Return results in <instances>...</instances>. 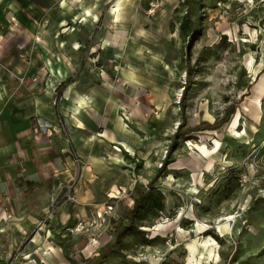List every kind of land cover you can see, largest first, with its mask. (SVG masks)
I'll return each instance as SVG.
<instances>
[{
	"label": "crops",
	"instance_id": "0c3cea01",
	"mask_svg": "<svg viewBox=\"0 0 264 264\" xmlns=\"http://www.w3.org/2000/svg\"><path fill=\"white\" fill-rule=\"evenodd\" d=\"M152 2L0 0V264H62L61 227L114 196L120 217L136 184L158 174L174 114L129 50L140 5ZM251 85V107L261 110L264 70ZM41 120L51 129L36 134ZM69 185L80 210L64 203L48 218ZM97 240L82 252H99Z\"/></svg>",
	"mask_w": 264,
	"mask_h": 264
},
{
	"label": "rangeland",
	"instance_id": "374dc122",
	"mask_svg": "<svg viewBox=\"0 0 264 264\" xmlns=\"http://www.w3.org/2000/svg\"><path fill=\"white\" fill-rule=\"evenodd\" d=\"M188 1L140 5L143 20L129 49L133 61L151 92L169 104L173 135L213 126L231 106L236 112L216 131L187 135L173 151L167 140L156 164L158 171L170 162L157 183L165 212L143 228L148 235H127L119 256L96 264H264V105L260 110L250 103L251 83L264 70V0H195L192 31ZM140 167L136 163V171ZM69 229L61 227L57 238L62 264L95 256L98 245L82 252L88 238L99 239L101 247L109 239L94 228Z\"/></svg>",
	"mask_w": 264,
	"mask_h": 264
},
{
	"label": "trees",
	"instance_id": "16d2710c",
	"mask_svg": "<svg viewBox=\"0 0 264 264\" xmlns=\"http://www.w3.org/2000/svg\"><path fill=\"white\" fill-rule=\"evenodd\" d=\"M194 3L195 0L188 1V9L186 13V22L189 24L191 31L192 27H194V23L191 20ZM189 72L190 69L187 70V75H189ZM186 88L187 87L185 86L184 91ZM235 112L236 106H231L225 112L224 116L221 119H218L213 126L202 123L201 126L191 129L186 133L182 132V130H178L171 138L170 151L177 148L179 140L186 139V136L193 132L208 130L216 131L220 129L223 125L229 122ZM168 163L170 162L167 160L163 165V168L159 170L158 174L148 184H136L132 194L133 206L131 208L124 209L119 220L111 223V229L109 230L111 241L106 246L102 247L95 256L88 259L84 264L105 262L111 257L119 256L123 250V239L127 235L137 236L149 234V232L144 231L143 228H152L155 221H157L165 212L166 198L163 192L158 188L157 183L161 174L164 172V166ZM233 179H235V183L240 182L238 175H234ZM232 181V178L229 179L226 186H230Z\"/></svg>",
	"mask_w": 264,
	"mask_h": 264
},
{
	"label": "built area",
	"instance_id": "2783aa9c",
	"mask_svg": "<svg viewBox=\"0 0 264 264\" xmlns=\"http://www.w3.org/2000/svg\"><path fill=\"white\" fill-rule=\"evenodd\" d=\"M153 6V4H152ZM51 129V125L48 122H45L43 120L39 121L38 126L35 128V133H48ZM167 150L165 151V154L163 155V159L166 158ZM162 163L160 164V167H162ZM129 196L128 198H130ZM112 199L115 201H112L111 204H107L102 208H98L95 211V214L90 219H85L80 217L76 223V225L73 228H70V232L72 234L75 233H81L83 231L89 232L90 228H94L95 230L99 231L100 235L107 234L109 237L108 241L105 245H107L111 241V236H109V230L111 229V222L112 219L117 216L118 209L121 204L120 197L114 196ZM64 203H70L72 206H74L76 209L80 210L81 206L78 202L76 196L74 195V186L69 185L65 188V192L61 199L53 200L50 205V210L48 212V218L52 217L55 213V210L58 206ZM10 217V216H9ZM46 223V221L41 223V226H43Z\"/></svg>",
	"mask_w": 264,
	"mask_h": 264
},
{
	"label": "bare ground",
	"instance_id": "6f19581e",
	"mask_svg": "<svg viewBox=\"0 0 264 264\" xmlns=\"http://www.w3.org/2000/svg\"><path fill=\"white\" fill-rule=\"evenodd\" d=\"M250 65L253 67V58L251 59V61H250ZM255 68V67H254ZM253 70V69H252ZM255 74H256V71L254 72ZM260 77V76H259ZM258 78V77H257ZM263 91V90H262ZM181 92V91H180ZM180 92H179V95H180ZM178 95V96H179ZM181 96V95H180ZM261 103V102H260ZM260 106V105H259ZM234 219V217H228L226 220L227 221H232ZM181 231H183V230H181Z\"/></svg>",
	"mask_w": 264,
	"mask_h": 264
}]
</instances>
